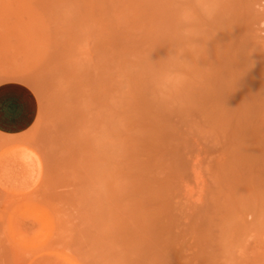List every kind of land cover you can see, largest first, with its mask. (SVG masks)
I'll return each mask as SVG.
<instances>
[{"label": "rangeland", "instance_id": "1", "mask_svg": "<svg viewBox=\"0 0 264 264\" xmlns=\"http://www.w3.org/2000/svg\"><path fill=\"white\" fill-rule=\"evenodd\" d=\"M225 8L177 89L173 0H0V264H264V0Z\"/></svg>", "mask_w": 264, "mask_h": 264}, {"label": "clouds", "instance_id": "2", "mask_svg": "<svg viewBox=\"0 0 264 264\" xmlns=\"http://www.w3.org/2000/svg\"><path fill=\"white\" fill-rule=\"evenodd\" d=\"M225 3L226 0H173L174 44L161 58L170 69L162 76L166 83L178 89L191 82L210 43L219 34L214 29L225 15Z\"/></svg>", "mask_w": 264, "mask_h": 264}, {"label": "crops", "instance_id": "3", "mask_svg": "<svg viewBox=\"0 0 264 264\" xmlns=\"http://www.w3.org/2000/svg\"><path fill=\"white\" fill-rule=\"evenodd\" d=\"M36 169L35 158L24 159L20 150L16 148L7 149L0 157V175L11 177L16 183H24L33 178Z\"/></svg>", "mask_w": 264, "mask_h": 264}, {"label": "bare ground", "instance_id": "4", "mask_svg": "<svg viewBox=\"0 0 264 264\" xmlns=\"http://www.w3.org/2000/svg\"><path fill=\"white\" fill-rule=\"evenodd\" d=\"M238 82V81H237ZM237 84V83H236ZM240 85H242L243 86V84H241V83H239ZM243 87H245V86H243ZM235 87L233 86V89H234ZM237 89V88H236ZM242 89V88H241ZM235 90V89H234ZM241 90L239 89V91L237 90V92H240ZM258 95V94H257ZM255 98H256V96H255ZM239 110V109H238ZM245 113V112H244ZM239 114H241V111H240V113ZM238 115V114H237ZM240 132V131H239ZM247 134H249V133H247ZM242 135H244V134H242ZM246 136V135H245ZM245 136H243V137H245ZM243 137L241 138V139H243ZM240 138V137H239ZM244 140V139H243ZM246 141V138H245V140H244V142ZM248 143V142H247ZM242 144H244V143H242ZM247 145V144H246ZM240 147H241V145H239ZM243 146V145H242ZM249 145H247V147H248ZM246 147V148H247ZM250 147V146H249ZM244 147H241V150H244L245 151V148L243 149ZM250 150H252V149H250ZM248 151V150H247ZM254 152V151H253ZM259 153V152H258ZM255 154H256V151H255ZM260 155H261V153H260ZM258 156H259V154H258ZM252 159V158H251Z\"/></svg>", "mask_w": 264, "mask_h": 264}]
</instances>
